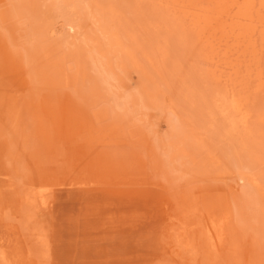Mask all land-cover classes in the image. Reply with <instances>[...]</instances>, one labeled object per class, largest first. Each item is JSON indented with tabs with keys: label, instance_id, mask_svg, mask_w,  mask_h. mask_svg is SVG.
I'll return each mask as SVG.
<instances>
[{
	"label": "rangeland",
	"instance_id": "374dc122",
	"mask_svg": "<svg viewBox=\"0 0 264 264\" xmlns=\"http://www.w3.org/2000/svg\"><path fill=\"white\" fill-rule=\"evenodd\" d=\"M177 1L0 0V264H264V0Z\"/></svg>",
	"mask_w": 264,
	"mask_h": 264
},
{
	"label": "bare ground",
	"instance_id": "6f19581e",
	"mask_svg": "<svg viewBox=\"0 0 264 264\" xmlns=\"http://www.w3.org/2000/svg\"><path fill=\"white\" fill-rule=\"evenodd\" d=\"M176 1H177V0H176ZM178 1H179V0H178ZM178 1H177L176 3H178ZM182 1L184 2L185 0H182ZM188 1H189V0H188ZM207 1H208V0H207ZM219 1H220V0H219ZM229 1H230V3H228V1H227V3H228L229 5H232V4H234V6H237V5H238L239 9H240V7H242V6L239 5V4H235V3H236V0H229ZM255 1H256V0H255ZM212 2H213V1H212ZM252 2H253V1H252ZM176 3H175V5L178 6L179 4H176ZM210 3H211V2H210ZM168 4H169V6L172 5V3L170 4V2H169ZM208 4H209V3H208ZM219 4H221V3L219 2ZM184 5H185V4H184ZM202 5H203V4H202ZM217 5H218V4H217ZM255 5H256V4H255ZM255 5H254V6H255ZM179 6H182V5H179ZM243 6H245V7L247 8V6H249L248 1H246L245 4H243ZM185 7H186V6H185ZM185 7L183 6L182 8H185ZM202 8H204V6H202ZM243 8H244V7H243ZM171 9H172V8H171ZM212 9H213V8H212ZM230 9H231V8H230ZM197 10H198V8H197ZM226 10H227V9H226V7H225V8H224V11H226ZM243 10H244V9H243ZM246 10H247V9H246ZM246 10H245V11H246ZM208 11H209V10H208ZM241 11H242V10H241ZM200 12H201V11H200ZM211 12H212V11H211ZM242 12H243V11H242ZM183 13H184V12H183ZM196 13H197V12H196ZM207 13H208V12H207ZM225 13H227V12H225ZM228 13H229L228 16H226L225 18H227V17L230 16V11H229V10H228ZM221 14H222V12H220L218 15H221ZM255 14H256V13H255ZM185 15H186V14H185ZM251 15H252V14H251ZM197 17H198V16H197ZM208 17H209V16H208ZM217 17H218V16H217ZM223 17H224V16H223ZM223 17H222V18H223ZM194 18H195V16H194ZM198 18H199V17H198ZM218 18H219V17H218ZM220 18H221V16H220ZM230 18H231V16H230ZM211 19H213V18H211ZM231 19H232V18H231ZM233 19H234V18H233ZM71 20H72V19H71ZM192 20H193V19H192ZM204 20H205V19H204ZM209 20H210V19H209ZM206 21H207V20H206ZM212 21H214V20H212ZM217 21H218V20H217ZM221 21H223V20H221ZM221 21H220V22H221ZM225 21H228V20L226 19ZM237 21H238V19H237ZM237 21H236V23H237V25H239ZM241 21H243V20H241ZM208 22H210V21H208ZM200 23H201V22H200ZM214 23H215V21H214ZM233 23H234V22H233ZM243 23H244V22H243ZM67 24H68L67 26H69L68 28H69V29H73V30L75 29V27H77V25L79 26V24H77V23H75V22L73 23L72 21H71V22H68ZM89 24H90V23H89ZM208 24H209V23H208ZM208 24H207L206 26H208ZM210 24L213 25V23H211V22H210ZM219 24H220V23H219ZM245 24H247V23H245ZM201 25H202V24H201ZM212 25H209V27L212 26ZM216 26H217V25H216ZM230 26H231V25H230ZM245 26H246V25H245ZM204 27H205V26H204ZM213 27H215V24H214ZM225 27H226V26H225ZM225 27H224V28H225ZM232 27H233V26H232ZM202 28H203V27H202ZM207 28H208V27H207ZM229 29H230V28H229ZM235 29H236V28H235ZM235 29H233V30H235ZM199 30H200V28L198 29V31H199ZM203 30H205V29H203ZM225 30H226V32H227V31H230V30H228V29H225ZM205 31H206V30H205ZM205 31H204V32H205ZM207 31H208V30H207ZM200 32H201V31H200ZM202 32H203V31H202ZM204 32H203V34H206V33H204ZM226 32H225V33H226ZM234 32H235V31H234ZM249 32H250V31H249ZM214 33H216V32H214ZM228 33H229V32H228ZM230 33L233 35L232 32H230ZM235 33H236V32H235ZM211 34H212V33H211ZM51 35H52V34H51ZM213 35H214V34H213ZM244 35H245V34H244ZM93 36H94V35H93ZM202 36H203V35H202ZM240 37H241V36H240ZM39 38H40V37H39ZM96 38H97V37H96ZM202 38H203V37H202ZM209 38H210V37H209ZM209 38H208V39H209ZM222 38H224V37H222ZM215 39H216V38H215ZM210 40H211V39H210ZM210 40H209V41L206 40V42H209V43L213 42V44H214V41H210ZM221 40H222V39H221ZM245 40H246V39H245ZM236 41H237V40H236ZM242 41H243V40H242ZM216 42H217V41H216ZM216 42H215V44H216ZM220 42H221V41H220ZM226 42H227V40L225 41V44H226ZM211 44H212V43H211ZM39 45H40V44H39ZM219 45H220V44H219ZM222 45H223V44H222ZM202 46H203V45H202ZM213 46H214V45H213ZM234 47H235V46H234ZM222 50H223V49H222ZM31 52H32V51H31ZM222 52H223V51H222ZM76 54H77V53H76ZM102 54H103V53H102ZM37 57H38V56H37ZM228 57H229V56H228ZM224 58H225V57H224ZM78 60H79V59H78ZM123 78H124V77H123ZM134 79H135V78H134ZM62 80H63V79H62ZM30 84H31V83H30ZM29 87H30V86H29ZM76 88H77V87H76ZM94 88H95V87H94ZM3 94H4L3 96L6 95L5 97H7V95H8V94H6V91H5V90H4V93H3ZM13 97H14V95H13ZM13 97H11V98H13ZM14 98H15V97H14ZM11 102H12V101H11ZM13 103H14V102H12V104H13ZM94 103H95V102H94ZM33 107H34V106H33ZM133 108H134V107H133ZM13 109H14V107H10L11 112H12V113H15L14 111H12ZM15 109H16V108H15ZM16 112H17V111H16ZM15 114H16V113H15ZM13 115H14V114H13ZM24 122H25V121H24ZM26 123H27V122H26ZM31 126H32V125H31ZM33 128H34V127H33ZM9 129H10V128H9ZM116 136H117V135H116ZM112 137H113V136H112ZM36 188H37V187H36ZM6 217H7V216H6ZM212 221H213V220H212ZM41 249H42V248H41Z\"/></svg>",
	"mask_w": 264,
	"mask_h": 264
}]
</instances>
